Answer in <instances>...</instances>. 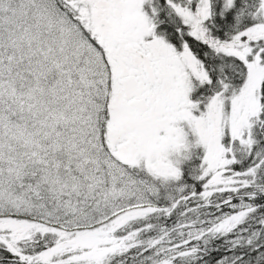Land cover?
<instances>
[{
    "label": "snow or ice",
    "instance_id": "1",
    "mask_svg": "<svg viewBox=\"0 0 264 264\" xmlns=\"http://www.w3.org/2000/svg\"><path fill=\"white\" fill-rule=\"evenodd\" d=\"M0 264H264V0H0Z\"/></svg>",
    "mask_w": 264,
    "mask_h": 264
}]
</instances>
